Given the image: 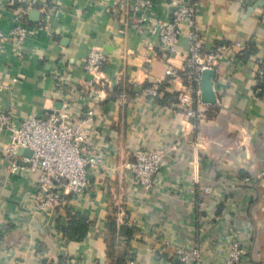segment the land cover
Returning a JSON list of instances; mask_svg holds the SVG:
<instances>
[{
  "label": "crops",
  "instance_id": "obj_1",
  "mask_svg": "<svg viewBox=\"0 0 264 264\" xmlns=\"http://www.w3.org/2000/svg\"><path fill=\"white\" fill-rule=\"evenodd\" d=\"M129 1L30 0L23 6L27 23L35 25L45 6L49 30L36 32L18 58L10 40L16 6L0 0V112L18 121L64 111L84 122L99 161L84 192L66 196L54 212L40 210L36 175L9 172L2 152L10 132L0 130V264H115L108 223L121 203L129 241L115 240V249L132 256L121 264H184L173 252L192 244L203 264H223L231 239L245 244L242 264H264V80L255 77L264 62V0H197L202 56L214 57L216 96L214 105L203 104L197 123L178 105L183 80L166 75L168 67L183 75L185 33L167 59L156 31L178 0H151L145 26L125 19ZM92 49L108 57L97 82L83 70ZM62 67L70 75L64 93L52 78ZM154 84L153 97L146 91ZM148 147L167 156L144 191L124 164ZM66 211L85 216L83 240H67ZM118 230L116 224L117 237Z\"/></svg>",
  "mask_w": 264,
  "mask_h": 264
},
{
  "label": "built area",
  "instance_id": "obj_2",
  "mask_svg": "<svg viewBox=\"0 0 264 264\" xmlns=\"http://www.w3.org/2000/svg\"><path fill=\"white\" fill-rule=\"evenodd\" d=\"M245 5L248 0H232ZM30 0H7L9 6L15 7L10 40L16 46L15 56L23 58L22 47L28 44L36 32L49 30L47 18L41 9L42 16L35 25H29L25 19V8ZM167 21L158 22L156 31L160 46L166 52L167 59L176 54L175 43L184 33L189 42L188 55L184 60V72L180 76L172 67H168L166 75L170 79L181 78L185 84L178 95V105L187 118L194 123L204 117L201 102V73L211 69L214 57L202 56V43L197 30L196 18L197 0H178ZM152 9L151 0H130L129 10L125 19L134 25L144 26ZM122 20V18H121ZM186 29H185V27ZM186 30V32H185ZM5 40L0 30V45ZM224 47H218L216 56L221 55ZM108 63L107 54L102 50L92 49L85 58L83 70L98 81L99 74ZM256 70V80H264V62H260ZM55 89L64 93L69 73L62 67L52 75ZM1 86V83H0ZM147 94L156 96L158 86L152 85ZM91 120L93 111L86 114ZM64 111H56L46 118L27 117L13 120L8 112H0V130L10 132V141L2 152V160L7 163L11 174L25 176L35 174V193L37 207L40 210L54 212L63 205L64 198L84 192L90 183V171L98 164V158L91 148L89 135L83 128L84 122H73ZM20 149H28L30 156L19 153ZM134 161L127 162L124 167L131 170L137 185L144 191H150L156 175L166 163L167 153L158 147H148L136 150ZM116 223H125V212L121 205L116 209ZM200 247L197 244L177 246L173 252L174 259L184 264H203ZM245 244L237 239H231L226 245V258L223 264H242L246 259ZM127 264H135L134 259H127Z\"/></svg>",
  "mask_w": 264,
  "mask_h": 264
},
{
  "label": "trees",
  "instance_id": "obj_3",
  "mask_svg": "<svg viewBox=\"0 0 264 264\" xmlns=\"http://www.w3.org/2000/svg\"><path fill=\"white\" fill-rule=\"evenodd\" d=\"M167 97V96H166ZM123 204L121 203V206ZM116 209L117 205L112 209L110 214V220L108 223V235H107V241L109 243V257L112 261H115V264H121L125 262V258H132L131 255L127 254L125 251L118 252L115 249V240L118 242L119 239L123 240L124 244L128 243V232L129 227L126 226V223L119 226V237L115 236V229H116ZM66 215L69 218L68 225L65 228V235L67 237V240L69 241H81L84 239L86 233H87V223L86 218L83 215H80L78 213H73L71 211H66ZM117 237V239H116ZM131 256V257H130Z\"/></svg>",
  "mask_w": 264,
  "mask_h": 264
},
{
  "label": "water",
  "instance_id": "obj_4",
  "mask_svg": "<svg viewBox=\"0 0 264 264\" xmlns=\"http://www.w3.org/2000/svg\"><path fill=\"white\" fill-rule=\"evenodd\" d=\"M31 14H36L31 11ZM215 78L214 69H205L201 73V102L205 105H214L216 96L213 89V81ZM20 154L30 156L31 152L28 149H20Z\"/></svg>",
  "mask_w": 264,
  "mask_h": 264
}]
</instances>
